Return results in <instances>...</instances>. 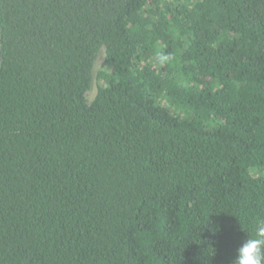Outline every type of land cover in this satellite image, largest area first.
Masks as SVG:
<instances>
[{"label": "trees", "instance_id": "16d2710c", "mask_svg": "<svg viewBox=\"0 0 264 264\" xmlns=\"http://www.w3.org/2000/svg\"><path fill=\"white\" fill-rule=\"evenodd\" d=\"M262 218L264 0H0V264H233Z\"/></svg>", "mask_w": 264, "mask_h": 264}, {"label": "clouds", "instance_id": "9594fccd", "mask_svg": "<svg viewBox=\"0 0 264 264\" xmlns=\"http://www.w3.org/2000/svg\"><path fill=\"white\" fill-rule=\"evenodd\" d=\"M233 264H264V218L256 222L253 234H246Z\"/></svg>", "mask_w": 264, "mask_h": 264}, {"label": "rangeland", "instance_id": "374dc122", "mask_svg": "<svg viewBox=\"0 0 264 264\" xmlns=\"http://www.w3.org/2000/svg\"><path fill=\"white\" fill-rule=\"evenodd\" d=\"M103 59H104V54L102 53V54L100 55V58H99L97 64H96V71L100 68ZM97 83H98V82H97L96 80H95L94 83H93L92 91L89 93V98H90V99H92V98L95 96V94H96V91H97Z\"/></svg>", "mask_w": 264, "mask_h": 264}]
</instances>
